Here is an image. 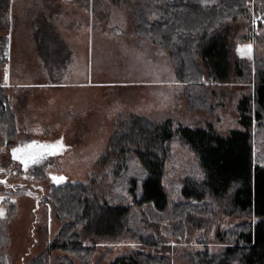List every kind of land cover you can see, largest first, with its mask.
I'll use <instances>...</instances> for the list:
<instances>
[{
  "label": "trees",
  "instance_id": "1",
  "mask_svg": "<svg viewBox=\"0 0 264 264\" xmlns=\"http://www.w3.org/2000/svg\"><path fill=\"white\" fill-rule=\"evenodd\" d=\"M122 4L134 34L172 59L185 111L216 113L224 104L211 102L216 85L231 90L239 118L224 134L207 119L179 122L176 109L164 119L121 117L100 174L104 190L93 172L86 182L51 185L41 195L61 227L30 261L92 264L98 246L110 251L130 240L108 264H264V23L254 25L256 17L264 20V0H109L107 6ZM101 5L97 16L106 20ZM244 42L255 44L252 62L238 53ZM8 57L0 48V67ZM0 128L9 138L17 134L2 85ZM178 149L185 154L170 176L166 164ZM188 155L195 168L182 169ZM224 218L237 221L222 228Z\"/></svg>",
  "mask_w": 264,
  "mask_h": 264
},
{
  "label": "rangeland",
  "instance_id": "2",
  "mask_svg": "<svg viewBox=\"0 0 264 264\" xmlns=\"http://www.w3.org/2000/svg\"><path fill=\"white\" fill-rule=\"evenodd\" d=\"M9 1L11 0H0V29L4 26H12L16 38L30 39L31 33L28 26L45 23L48 18L41 16L39 9L34 10L33 16H30L24 13L25 9L16 7V16L13 15L14 20L11 21L10 14L13 10L8 4ZM99 1L106 4L105 11L109 16L106 20H101L98 14H95L94 22H100L103 29L102 34L113 42L110 45L112 52L111 54L100 52L101 56L94 53L92 56L93 58L97 55L101 57L98 58L101 63L99 66L98 61H94L93 65L96 69L91 79L93 85L89 89L76 88L69 92L58 88L53 91L54 87H46L49 92L47 94L44 90L35 92L22 88L12 90L10 93L4 86L11 101L15 102L16 109L13 108V111L17 134L9 138L4 129L0 128V178H7L6 185L0 183V213H2L0 215V243L6 245V252L1 251L0 247V264H32L30 260L46 249L50 239L61 227V222L49 210L48 202L42 199L37 208L38 203L36 204L35 198L41 196L40 190H36L30 184L44 187V190L49 191L51 185H55L51 183L52 175H66L64 182L66 184L67 182H86L93 172L98 175L104 174L103 164L116 141L114 134L116 130L122 128L118 126L122 121L121 117L142 116V111L143 116L147 112L149 119L158 116L164 119L165 113L172 114L176 109L178 110L176 114L181 119L179 122L183 120L188 123H197L202 121V118L207 119L224 134L235 126L239 118L238 110L230 101L232 99L231 90L226 88L224 92L220 86L216 85L214 89L217 94L211 96V102H224L216 113L210 114L203 110L185 111L186 101L182 92L179 91L172 59L164 50L139 39L134 34L129 28L130 18H128L127 5L122 4L115 7L111 5L109 10L107 6L109 0ZM102 10L99 9V11ZM64 19L67 23H71L79 20V16L70 13ZM84 21L89 22L90 18H84ZM259 21L264 23V20L258 16L254 20V25H257ZM114 25L117 26L116 29H112ZM95 43L93 41L92 49L95 48ZM127 48L130 51L129 55H124ZM259 49L264 53V44ZM38 52L35 48L31 54L27 45L19 50L16 45L12 44L7 65L3 67V69L6 68V74L9 72L8 81L12 89L20 84L23 86L19 87H24L28 82L40 78L37 77L39 73L35 74L37 72L34 68L36 62L42 61L46 70L62 65L61 61L64 59L58 54L50 53L41 58ZM238 53L252 62L256 56L255 44L240 43ZM144 58L148 59V64L145 61V66L143 65ZM44 68L41 67V69ZM2 75L0 73V80ZM40 80L61 84L68 79L50 75ZM136 123L142 122L137 120ZM144 127L145 125L142 124L140 129ZM33 142L50 144L61 142L62 147L60 145L57 152L46 157L41 164L25 170L12 159L11 150ZM181 154L185 152L178 149L176 155L173 153L174 156L166 164V171L168 170L170 176H173L170 174V169L173 166L177 167L176 161L180 159ZM176 157L177 160H175ZM185 157L186 162L184 165L181 164L182 169L195 168L193 157L191 155ZM133 166L135 170L137 166L135 164ZM36 170H39L41 174L39 175ZM102 175L99 176V182L95 185H98L99 193L107 186V182H104L105 178H101ZM166 183L172 199L173 197L175 199L173 185L170 180ZM236 221L224 218L221 227L226 228ZM125 242H127L126 245L114 246L110 251L104 246H98L91 263L108 264L117 255L127 251V247H130L128 245L130 240H125ZM54 254L60 255L61 251H56Z\"/></svg>",
  "mask_w": 264,
  "mask_h": 264
},
{
  "label": "crops",
  "instance_id": "3",
  "mask_svg": "<svg viewBox=\"0 0 264 264\" xmlns=\"http://www.w3.org/2000/svg\"><path fill=\"white\" fill-rule=\"evenodd\" d=\"M88 1L89 0H11L8 2L13 10L12 14H10L11 21L14 20L13 15L14 17L16 16V7L25 9L26 11L24 13L30 16H33L32 12L34 10L39 9L41 16L48 18V20L45 23H35L28 26L31 33L30 39L16 38L13 34V27L4 26L0 29V37L2 39L0 48L2 51L7 52L10 57L12 44L13 46L16 45L19 50L27 45L31 54H33L34 49L37 48L39 51L37 54L40 55L41 58H44L45 55L50 53H56L64 60L61 61L62 65H58L57 68H49V70L44 68L45 64L42 61H39V63L36 62L34 68L37 72H33H35V74L39 73L37 77L40 78L28 82L24 87H19L23 86V84H20L17 88L13 89L8 81L9 72L6 74V68L3 69L5 65L2 66V68L0 67V73L3 74L1 76L0 85L6 86V91L11 93L12 90L26 88L24 90L30 89L35 92L44 90V92L48 94L49 92L46 90V87H54L53 91L58 88L72 92L76 88L89 89L93 85L91 79L96 69L95 65H93L94 61H98L100 66L101 61H99L98 58L101 57H98V55L101 56L100 52L111 54L112 48L110 45L113 42L109 41V37H104L102 34L101 31L103 29L100 22H94V15L101 12L99 11V9L101 10L102 8L101 2L99 0ZM70 13L79 16V20L67 23L64 18L69 16ZM84 18H90V21L85 22ZM115 26L116 25L112 26V29H116ZM93 41L96 42L94 49H92ZM125 50L124 55H129V49L127 48ZM94 53H98L95 58L92 57ZM130 56H132L131 53ZM145 61H147L148 64V59L144 58V66ZM42 66L44 69H41ZM116 67L117 66H115V69L117 70ZM142 68L143 66L141 69ZM50 75H55L57 77L62 76L68 80L63 81L61 84L40 80ZM14 92L15 91H13V94H15ZM13 98L14 96L12 99ZM12 104L13 108L16 109L14 100ZM50 110H52V108H50ZM141 115H143L142 111ZM144 116H148L147 112H145Z\"/></svg>",
  "mask_w": 264,
  "mask_h": 264
},
{
  "label": "water",
  "instance_id": "4",
  "mask_svg": "<svg viewBox=\"0 0 264 264\" xmlns=\"http://www.w3.org/2000/svg\"><path fill=\"white\" fill-rule=\"evenodd\" d=\"M52 150H53V146L50 143L33 142L25 146L12 149L11 154H12V159L14 161H16L17 163L24 164L25 162L38 158L43 154L51 152ZM59 178L61 177H57L55 179L54 177H51L52 183L57 184L61 180Z\"/></svg>",
  "mask_w": 264,
  "mask_h": 264
},
{
  "label": "flooded vegetation",
  "instance_id": "5",
  "mask_svg": "<svg viewBox=\"0 0 264 264\" xmlns=\"http://www.w3.org/2000/svg\"><path fill=\"white\" fill-rule=\"evenodd\" d=\"M60 145H61V147H62V143L60 142L59 144L58 143H56V144H52V146H53V150L51 151V152H48V153H46V154H43L42 156H40V157H38V158H35V159H33V160H30V161H28V162H25L24 164H21V163H19L20 164V166L23 168V169H25V170H29L30 168H32V167H35L36 165H39V164H41L44 160H45V158L46 157H48V156H50V155H52V154H54V153H56L57 152V148L58 147H60ZM25 146V145H24ZM18 147H22V146H18ZM52 177H54V178H57V177H61V178H63V179H61L57 184L56 183H52V181H51V183L52 184H55V185H60V184H64V182H65V180H66V175H64V174H61V175H52ZM0 183H2L3 185H6L7 184V178H0ZM32 187H34L36 190L38 189V190H40V195H42L43 193H44V187H37V186H34L33 184H30ZM40 197L41 196H37L36 198H35V202H36V204L38 203V206H37V208L40 206V202H41V199H40ZM49 210H50V207H49Z\"/></svg>",
  "mask_w": 264,
  "mask_h": 264
},
{
  "label": "snow or ice",
  "instance_id": "6",
  "mask_svg": "<svg viewBox=\"0 0 264 264\" xmlns=\"http://www.w3.org/2000/svg\"><path fill=\"white\" fill-rule=\"evenodd\" d=\"M55 179V178H54ZM59 179H63V178H59ZM0 215H2V213H0Z\"/></svg>",
  "mask_w": 264,
  "mask_h": 264
}]
</instances>
